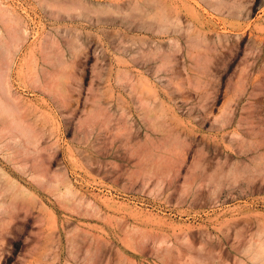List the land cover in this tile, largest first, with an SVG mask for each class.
Masks as SVG:
<instances>
[{
    "label": "rangeland",
    "instance_id": "obj_1",
    "mask_svg": "<svg viewBox=\"0 0 264 264\" xmlns=\"http://www.w3.org/2000/svg\"><path fill=\"white\" fill-rule=\"evenodd\" d=\"M0 3V264H264V0Z\"/></svg>",
    "mask_w": 264,
    "mask_h": 264
},
{
    "label": "bare ground",
    "instance_id": "obj_2",
    "mask_svg": "<svg viewBox=\"0 0 264 264\" xmlns=\"http://www.w3.org/2000/svg\"><path fill=\"white\" fill-rule=\"evenodd\" d=\"M4 5L0 3V23H7L10 24V26L5 28L3 27L0 29L1 31V36H0V50H1V55H2V65L0 67V85L3 88V90L6 91V93L9 94L10 96V81H9V69H10V64L12 62V57L14 53L19 49L20 44L24 40L27 31L24 29L19 23H18V18L17 16L10 10L6 9ZM6 33V35L4 34ZM29 50V47L27 48L26 52L23 54L22 59L25 57V54H27ZM15 64V62H14ZM20 69L17 70V74L19 73ZM39 79H37L38 81ZM57 104H62L61 97L58 98L56 101ZM0 108L2 109L3 115H6L8 118H11V115L8 113V110L5 108V104L1 101L0 102ZM93 116L90 115L89 118ZM5 130L12 135H18L20 133H23L22 130L19 129V125L15 123L12 119H8L7 123L4 124ZM12 128L14 130H12ZM11 130V131H10ZM64 207L66 208H71V205H65L63 204ZM206 213V212H205ZM50 225L52 226L54 223L53 216L49 220ZM139 227H142L147 230L148 234L150 235V238L155 241L156 239V232L159 229H163V226L161 223H157V225L154 228L149 227L144 221L140 220V223L137 224ZM120 243L123 248H131V243L127 236L121 235L119 237ZM259 249L258 252H256L254 256V260L258 259L259 256L262 254L264 255V242L259 244Z\"/></svg>",
    "mask_w": 264,
    "mask_h": 264
}]
</instances>
